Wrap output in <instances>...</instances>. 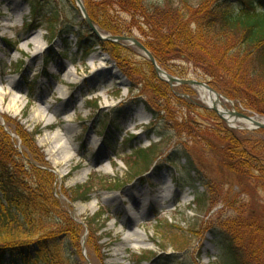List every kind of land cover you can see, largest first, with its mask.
I'll return each mask as SVG.
<instances>
[{"label": "rangeland", "instance_id": "obj_1", "mask_svg": "<svg viewBox=\"0 0 264 264\" xmlns=\"http://www.w3.org/2000/svg\"><path fill=\"white\" fill-rule=\"evenodd\" d=\"M36 1L43 4L45 15L37 22L32 19L31 7ZM209 1L211 4L239 2ZM81 2L83 5L84 0ZM200 2L203 0H193L196 5ZM55 7L60 10L55 23L56 35L53 36L48 20L54 17L47 12H52ZM32 38L37 41L28 49L26 40ZM97 42V37L91 36L90 29L83 22L75 0H0V91L9 94L6 97L0 94V125L9 131L20 153L26 152V146L15 129L18 130L19 126L27 133H34L38 128L42 130L35 144L45 160L42 166L47 165L43 170L48 169L54 175L55 197L84 229L86 243L80 249L83 261L75 257L77 264L218 263V239L207 231L211 222L216 221L213 218L222 209L223 217L227 219L241 213L248 216L253 211L263 218L264 206L251 207L240 203L238 206L242 208L236 212L220 202L217 206L210 204L199 209L194 202L196 191L182 184L176 186L177 178L187 182V173L191 170L187 167V157L176 155L175 149L187 148L194 153L206 149L204 153H207L211 150L208 141L213 142L211 137L206 136V133H211L206 128L213 125L211 116H199L197 110L188 111L184 107L185 102L213 110L197 88L176 86L169 91L163 86L166 82L159 76L158 81L149 76L145 66L147 58L133 46L128 47L132 50L129 59L136 67L126 72L129 80L125 85H118L116 80L108 83V78H111L108 69L114 63L108 62L102 67L101 56L110 57L111 62L117 63L108 51L95 46ZM38 48L40 51L43 48V53L33 60ZM169 65L179 67L182 64L171 60ZM182 68L188 72L185 78L202 81L197 77L201 72L195 66ZM140 69L147 71L145 83L132 75ZM68 73L73 76L72 82L65 76ZM14 80L19 82V88L10 85ZM169 92L184 103L170 100L168 107L171 114L167 115L164 110L166 100L162 95L167 97ZM14 94H17L18 102L12 106ZM232 102H226L224 108L264 120V116L255 113L246 102ZM40 106L51 108L46 112V118L41 120L36 119ZM153 112L160 114V120L164 118L161 132L166 136L168 131L167 142L156 133L148 132L157 119ZM184 113L188 117L191 114L192 121L188 118L190 123H185L187 117ZM53 116L56 121L51 124L48 119ZM67 116L70 120L66 121ZM8 120H12L15 127L10 128ZM222 121L237 136H247L252 131L245 124L233 127L228 121ZM57 132L62 134L61 140L51 142L48 138ZM162 143L155 165L141 173L144 176L136 175L137 171L144 169L142 166L134 170L132 163L137 159L136 151ZM62 145L70 148L67 154L69 161L63 159L65 156L54 153ZM172 160L178 161L176 172L171 169ZM81 186L92 189L89 201L76 199V192ZM197 186L200 184L196 183ZM163 188L172 193L162 201L163 205L155 204L160 198H154ZM233 190L231 197L235 199L239 191ZM137 194H144L142 204L148 203L141 216V206L129 201ZM214 201L217 202V198ZM134 206L138 212L136 219L126 214ZM135 233L143 236L142 240L124 244L126 235Z\"/></svg>", "mask_w": 264, "mask_h": 264}, {"label": "trees", "instance_id": "obj_2", "mask_svg": "<svg viewBox=\"0 0 264 264\" xmlns=\"http://www.w3.org/2000/svg\"><path fill=\"white\" fill-rule=\"evenodd\" d=\"M211 3L209 0L198 5L193 0H84L88 15L102 32L139 37L158 65L171 75L185 78L188 72L182 67L195 66L201 72L197 77L214 90L232 101L246 102L255 113L264 116V0ZM42 5L38 1L31 5L33 21L45 16ZM58 10L55 7L53 13L47 12L54 17L48 20L53 36ZM35 27L39 26L35 24ZM95 46L108 51L125 75L136 67L129 59L130 48L99 40ZM171 60L182 65H169ZM145 66L148 73L140 69L132 75L143 83L146 73L158 81L154 65L145 61ZM163 86L171 91L168 84ZM162 97L166 100L167 115L171 114L170 100L184 103L171 92L168 98ZM184 107L188 111L197 110L199 116H211L213 125L206 127L211 132L206 136L213 142L207 140L211 150L198 151L199 155L187 148L175 149L176 155L187 157V167L191 170L186 183L180 178L176 182L196 191L194 202L199 209L220 202L236 212L242 208L238 206L240 203L264 206V130L237 136L212 111L187 102ZM153 114L157 119L149 134L156 133L167 142V129L166 136L161 132L164 118L160 120L158 112ZM183 115L187 117L185 123L192 121L191 114H188L191 121L186 113ZM7 123L10 128L15 127L12 120ZM18 128L15 131L26 146L24 153L18 151L16 142L0 125V264H77L75 257L83 261L80 249L84 229L55 197L54 175L48 169L43 170L47 165L42 166L45 160L35 144L42 130L27 133ZM163 144L136 151L134 170L144 166L136 175L144 174L155 164L160 154L157 151ZM170 163L176 167L178 161ZM233 188L239 191L235 199L231 197ZM91 194L92 189L81 186L76 199L89 201ZM222 210L207 230L218 239L220 261L216 264H264V217L253 211L248 216L241 213L227 219Z\"/></svg>", "mask_w": 264, "mask_h": 264}, {"label": "bare ground", "instance_id": "obj_3", "mask_svg": "<svg viewBox=\"0 0 264 264\" xmlns=\"http://www.w3.org/2000/svg\"><path fill=\"white\" fill-rule=\"evenodd\" d=\"M5 27H7V25H4ZM36 41H37V39H31V40H26V43H25V46H26V48H28V49H30L31 47V45L32 44H34V43H36ZM43 48H41V51H40V49L38 48V50L34 53V55H33V60L34 59H36L37 57H39L40 56V54H42L43 52ZM102 58H101V60H102V67H105L106 65H107V63L108 62H110V63H112L111 62V59H110V57H105V56H101ZM96 69V68H95ZM97 70V69H96ZM109 71H110V76H111V78H108V83H112L113 82V80H116L117 81V83H118V85H125L126 84V80L124 79V77H122L121 75H120V72L116 69V67H114V65L113 64H111V66L109 67V69H108ZM67 78H68V80L69 81H73L72 80V78H73V76H72V74H70V73H68V75H65ZM1 83V82H0ZM10 85L11 86H13V87H17V88H19V86H20V84H19V82L18 81H12L11 83H10ZM198 89V91H199V93L203 96V99L204 100H206V104L207 105H209V106H213V104L214 103H216L217 105H218V108L220 109V111H225V108H224V104H226V102H228L227 100H225L224 98H222V97H218L217 95H211L208 91H207V89L206 88H197ZM10 93V95L12 94L13 95V93H12V91H10L9 92ZM0 94H1V96L3 97H6V95H9L8 93H4L3 91L1 92L0 91ZM61 95H65V93H61ZM68 94H66V96H67ZM66 96L64 97V98H66ZM3 101H4V99H3ZM16 102H18V96H17V94H14V96H13V98H12V101H11V104H12V106H15L16 105ZM51 108L50 107H48V106H45V107H42V106H40L38 109H37V114H36V119H45L46 118V112L47 111H49ZM224 115H225V118L226 119H228L229 120V124H230V126H233V127H236V126H238V124H245V125H247L248 126V128H251V127H253V125L251 124V122L249 121H246V120H238V121H236L234 118H231V117H229L228 115H227V113H224ZM55 116V115H54ZM51 117L50 119H48V121L51 123V124H54L55 123V121H56V118L55 117ZM65 120L67 121V120H70L69 119V117L67 116V118H65ZM255 120L256 121H261L260 119H257V118H255ZM61 138H62V134H60L59 132H57L53 137H51V138H48L51 142H54V143H57L58 142V140H61ZM69 147L68 146H65V145H62L60 148H58V150L57 151H55L54 153L58 156H65L63 159L64 160H66V161H69L70 160V156L69 155H67L68 154V152H69ZM66 153V154H65ZM62 158V157H61ZM170 193H172V192H170V191H167V190H165L164 188L160 191V194L159 195H156L155 196V198H154V200L156 199V197L157 198H160V200H158V199H156V201L158 202V203H156V201L154 202L155 204H159V205H163L162 203V201H165V200H167V198H169L170 197V195H168V194H170ZM144 196V194L143 195H140V194H137V196L135 197V196H133V197H135V198H130V200L129 201H132L133 202V204L135 205H139V206H141L140 208H142V210L139 212V215L141 216V214L144 212V210H146V207H147V205H148V203L146 202V205H144V204H142L143 202H142V197ZM117 197H115L114 199H116ZM114 199H112V198H106V200H110V201H114ZM119 199V198H118ZM120 201V200H119ZM88 206H91V205H88ZM139 211V210H138ZM136 213H138L137 212V210H136V208H135V206L133 207V209H128L127 211H126V214H129L130 216H134V219H136L138 216L136 215ZM121 232V231H120ZM138 238V239H137ZM142 238H143V236H141V235H139L138 233H135V234H127L126 235V238H125V243L124 244H128V243H130V241L132 242V241H137V240H142Z\"/></svg>", "mask_w": 264, "mask_h": 264}, {"label": "water", "instance_id": "obj_4", "mask_svg": "<svg viewBox=\"0 0 264 264\" xmlns=\"http://www.w3.org/2000/svg\"><path fill=\"white\" fill-rule=\"evenodd\" d=\"M77 1V5L79 6V9L81 11V15H83V20L85 21L86 26H88L90 28V30L92 31V33L94 35H96L100 41L103 42H112V43H125V44H129L132 46H135L137 49H140L143 54L147 57V59L149 61H151L152 65H154L155 67V71L157 73L158 76H160V78L163 79L164 77V81H166L171 87L174 85H178V86H183V85H189L191 87H197V88H206L207 91L212 95H217L218 97H222L221 94H219L216 90H214L209 84L200 82L198 80H191V79H180L176 76L173 75H169L165 70H163L158 64L157 61L154 57V55H152V53L150 52V50H148L145 45H143L137 38L133 37V36H114V35H110V34H101L99 32V29L97 27V25H94L92 19L90 18V15H88L87 10L85 8V5H82L81 0H76ZM126 79V77H125ZM224 98V96H223ZM229 101V100H228ZM230 103H232V101L230 100ZM211 109L214 112H217V114L219 116H221L224 120H226L224 113H227V115L234 117L236 119H244L246 121H250L251 124L253 125V129L254 130H264V121H256L253 117L240 113V112H236V111H230L229 109H227V111L222 112L220 111V109L218 108V105L216 103L213 104V107H211Z\"/></svg>", "mask_w": 264, "mask_h": 264}]
</instances>
